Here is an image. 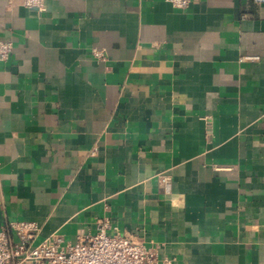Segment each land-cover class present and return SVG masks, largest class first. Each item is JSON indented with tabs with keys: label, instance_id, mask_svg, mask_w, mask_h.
I'll return each instance as SVG.
<instances>
[{
	"label": "crops",
	"instance_id": "0c3cea01",
	"mask_svg": "<svg viewBox=\"0 0 264 264\" xmlns=\"http://www.w3.org/2000/svg\"><path fill=\"white\" fill-rule=\"evenodd\" d=\"M0 39V231L264 264V0H0Z\"/></svg>",
	"mask_w": 264,
	"mask_h": 264
},
{
	"label": "built area",
	"instance_id": "2783aa9c",
	"mask_svg": "<svg viewBox=\"0 0 264 264\" xmlns=\"http://www.w3.org/2000/svg\"><path fill=\"white\" fill-rule=\"evenodd\" d=\"M175 8L186 9L192 0H166ZM29 9L45 10V0H24ZM10 39H0V61H7L13 52ZM96 57L106 60L95 50ZM242 61L258 62L256 56H243ZM166 192L172 189V179L160 175ZM1 199V187H0ZM108 219L98 221L96 233L82 234L76 242L65 243L63 236L53 235L35 244L40 226L34 221H15L0 231V264H173L171 259L159 258L157 250L142 241L110 233ZM11 233L15 235L12 237Z\"/></svg>",
	"mask_w": 264,
	"mask_h": 264
}]
</instances>
